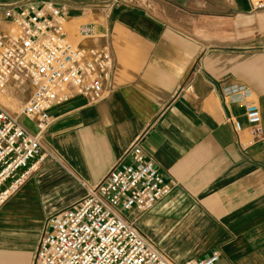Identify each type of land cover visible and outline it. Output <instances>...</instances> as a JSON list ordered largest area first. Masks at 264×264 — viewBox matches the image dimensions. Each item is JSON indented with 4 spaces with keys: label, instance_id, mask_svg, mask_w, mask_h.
Returning <instances> with one entry per match:
<instances>
[{
    "label": "crops",
    "instance_id": "obj_1",
    "mask_svg": "<svg viewBox=\"0 0 264 264\" xmlns=\"http://www.w3.org/2000/svg\"><path fill=\"white\" fill-rule=\"evenodd\" d=\"M22 1L0 0V30L6 5ZM30 1L63 7L69 30L105 33L115 65L99 102L73 97L49 110L45 139L59 163L44 157L0 208V264H33L46 218L85 194L70 173L95 185L132 146L173 183L136 219L159 251L179 264L214 250L216 264H264V5L124 0L104 11L98 0ZM233 87L258 105L263 140L251 143L243 104L223 98ZM8 90L17 104L28 96Z\"/></svg>",
    "mask_w": 264,
    "mask_h": 264
},
{
    "label": "built area",
    "instance_id": "obj_2",
    "mask_svg": "<svg viewBox=\"0 0 264 264\" xmlns=\"http://www.w3.org/2000/svg\"><path fill=\"white\" fill-rule=\"evenodd\" d=\"M255 1L256 8L263 6ZM124 2L98 0L97 4L110 11ZM62 8L23 0L4 10L10 28L0 30V92L20 88L28 96L17 112L0 102V208L44 157L58 162L45 139L52 123L49 110L73 97L92 105L109 91L115 60L107 35L81 25L75 42L68 41ZM223 98L243 104L251 143L263 140L259 107L250 91L233 87L224 91ZM22 120L31 122L34 130ZM227 121L236 134L242 131L240 121L232 117ZM70 175L85 194L46 218L33 264H179L136 227L137 217L151 211L173 185L163 179L151 158L132 146L95 185ZM219 258L214 250L181 264H216Z\"/></svg>",
    "mask_w": 264,
    "mask_h": 264
},
{
    "label": "rangeland",
    "instance_id": "obj_3",
    "mask_svg": "<svg viewBox=\"0 0 264 264\" xmlns=\"http://www.w3.org/2000/svg\"><path fill=\"white\" fill-rule=\"evenodd\" d=\"M260 1H262V3H263V5H264V0H260ZM256 2V1H255ZM10 28V26H7L5 29H9ZM65 31H69L70 33H71V38H67V40L68 41H70V42H75V39H73L72 38V36H73V34L75 33V28H72V29H68L67 28V26H65ZM7 91H2V92H0V102L3 104V105H5V104H7L9 107H12V108H15L14 110H13V112H17L18 110H19V108H20V106L17 104V103H14L13 101H12V99H10V98H7V97H5V93H6ZM52 153V152H51ZM53 155V154H52ZM49 157V156H48ZM45 158H47V157H45ZM50 158V157H49Z\"/></svg>",
    "mask_w": 264,
    "mask_h": 264
},
{
    "label": "bare ground",
    "instance_id": "obj_4",
    "mask_svg": "<svg viewBox=\"0 0 264 264\" xmlns=\"http://www.w3.org/2000/svg\"><path fill=\"white\" fill-rule=\"evenodd\" d=\"M5 97L10 98V99H13V100L16 99L15 96L12 95V93H11L10 90H7V92L5 93ZM16 101H17V100H16ZM18 105L20 106L21 104H18ZM4 106H5L8 110H10V111H12V112H13V110L15 109V108L9 107L7 104H5ZM19 109H20V108H19ZM18 111H19V110H18Z\"/></svg>",
    "mask_w": 264,
    "mask_h": 264
}]
</instances>
